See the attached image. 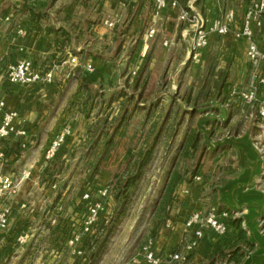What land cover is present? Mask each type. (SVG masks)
I'll return each mask as SVG.
<instances>
[{
  "label": "crops",
  "instance_id": "obj_1",
  "mask_svg": "<svg viewBox=\"0 0 264 264\" xmlns=\"http://www.w3.org/2000/svg\"><path fill=\"white\" fill-rule=\"evenodd\" d=\"M60 1L63 3L60 9L54 10V5L47 12L50 20L36 22L20 11L22 0H0V100L4 101L5 110L16 113L15 128L26 133L24 137L0 140V173L17 180L24 170L30 169V177L19 183L15 195L0 196V208H11L8 228L0 233L1 252L15 255L11 264H27L28 255H34L36 248L43 251L41 257L48 250L57 259L63 254L59 241V224L63 220L52 215L60 207L61 198L53 190L57 189V183L52 184L50 179H53L54 165L66 167L78 150L92 157V136L88 130L102 116L97 110L105 111L107 120H112L119 112L129 110L126 100L133 95L150 97L145 103L136 101V104L152 108L159 92L149 89L150 78L157 79L166 70L171 74L172 67L177 71L189 59L192 30L188 24L178 21L176 11L167 9L161 13L154 26L155 34L146 45L153 13L150 0H103L102 5L93 8L84 7L83 0H55V4ZM179 1L183 8H192L207 22L232 10L233 32L241 26L252 0ZM106 22L113 26H107ZM247 45L245 39L236 40L231 33L211 35L201 66L206 64L209 73H215L214 79L217 73H226L232 80L231 87L243 91L250 82ZM20 58L31 60L42 70H51L53 84H8L7 66ZM73 58L76 65L70 63ZM87 65L92 66L93 72L85 70ZM142 67L148 73L136 87L131 86L132 75ZM125 80L128 85L120 84ZM141 82L145 83L142 87ZM131 89L135 90L131 92ZM217 93L223 97L230 91L221 88ZM237 101L230 106L226 126L238 122L239 128L241 124L245 127L244 133L222 136L219 140L210 139L208 134L209 141L235 144L231 159L236 160L237 168L213 188L195 180L179 185L176 201L168 208L167 217L172 223L169 227L163 224L157 228L152 250L165 259L182 252L185 244L193 239L192 231L185 229L184 222L192 212H205L211 205L229 212L227 231L219 235L203 229L198 246L186 260L164 264H264V232L261 233L264 230V159L248 143L264 142V135H253L252 130L248 133V127H260L252 119V113L258 119L257 108L250 111ZM164 104L159 107L163 109ZM1 117L2 113L0 120ZM65 125L71 127L70 135L57 156L45 164V149ZM103 178L102 175L100 180ZM57 225V231L50 230V226ZM19 235L25 236L22 244L16 243ZM21 254L25 259L18 261Z\"/></svg>",
  "mask_w": 264,
  "mask_h": 264
},
{
  "label": "rangeland",
  "instance_id": "obj_2",
  "mask_svg": "<svg viewBox=\"0 0 264 264\" xmlns=\"http://www.w3.org/2000/svg\"><path fill=\"white\" fill-rule=\"evenodd\" d=\"M100 1L92 0V3L102 5L103 0ZM62 4V1L56 4L54 2L52 6L55 5V10L60 9ZM98 7L101 8V6ZM135 72L131 83V86L135 85L134 87L140 83L148 70L142 67ZM216 75L217 79H214L215 73H209L206 64L202 67L201 62L192 64L188 59L184 65L178 67L177 71L176 67H172L171 74L166 70L161 71L157 79L150 78L149 89L155 88L159 92V95H156L155 100L152 101V108L146 109L148 107H140L136 104V101L145 103L150 97L146 96L147 98L143 99L133 95L127 102L130 104L129 110H125L124 113L119 112L112 120H107L108 115L105 116V111L97 110V113H102V116L96 118L88 130V135L92 136V154L95 152L94 147L98 152L100 149L102 152L106 135L109 136L112 133V129L116 126V119L124 115L128 119L120 127L119 144L109 150V157H106L100 166L101 173L93 180L86 176L91 160L90 155L83 153L82 150H78L77 155L75 154L66 167H61L59 164L54 165L53 179H50V182L57 183V189L55 187L53 190L61 201L58 204L60 207L56 211L53 210L52 215L60 221L63 220V223L59 224V241L62 244L60 246L61 249L63 248V254L60 259H57V256L49 254L48 250V253L41 257L40 253L43 251L40 250L41 248H36L34 255H28L27 264L38 262L47 264H134L142 259L143 248L152 240L157 228L169 219L167 217L168 208L176 201V190L179 185L191 183L198 177L199 181L195 180L196 182L205 183L213 188L221 183L225 175L234 172L237 164L236 160L231 157L236 151L235 144L226 141L212 142L209 138L219 140L222 136L224 138L234 137L237 133H244L245 127L241 124L239 128L238 122L233 126H226L230 106L237 100L231 92L233 90L239 92V90L231 87L232 80L226 73ZM147 78L148 75L145 79ZM122 83L128 85L127 80L121 81L120 84ZM143 84L145 83L141 82V87ZM221 88L225 92L230 91V94H225L223 97L217 95ZM258 98L260 99V95ZM216 100L218 102L214 103ZM258 101L248 107L245 105V107L250 111L258 109ZM161 103H165L163 109L159 107ZM243 105L240 103L241 107ZM252 114L254 123H261L260 119L258 117L256 119L254 113ZM104 120L111 125H107V128L102 126ZM248 128V133L252 130L253 135H264L259 128ZM193 131H198L200 136L197 149L189 150L183 156L184 141ZM208 134L211 137L208 138ZM154 138L155 146L150 160L134 189L127 191L128 197L122 203L115 197L118 183L132 174L134 161H137L138 156L152 144ZM254 141H248V143L255 151V147L264 149V142ZM130 157L133 158L132 161H129ZM173 171L180 173L187 182L180 183L171 194L170 200H166L165 188L169 174ZM192 171L198 174L194 177L191 175ZM102 175L104 178L100 180ZM87 185L92 189L108 186L109 193L105 200L104 211L92 228L91 235L83 236L82 254L76 257L71 254L65 242L72 230L81 233V222L85 212L81 196ZM52 229L57 231L58 225L50 226V230ZM89 239H92V242L90 241L89 246H85ZM14 258L15 255H11V252L3 251L0 264H11ZM24 259V254H21L18 261Z\"/></svg>",
  "mask_w": 264,
  "mask_h": 264
},
{
  "label": "built area",
  "instance_id": "obj_3",
  "mask_svg": "<svg viewBox=\"0 0 264 264\" xmlns=\"http://www.w3.org/2000/svg\"><path fill=\"white\" fill-rule=\"evenodd\" d=\"M153 7L151 27L145 37L146 42L151 39L154 34V26L161 13L167 9L177 12L179 22L188 24L192 30L191 41L188 49V57L192 64L201 62L203 52L208 46L209 37L211 35L226 36L232 34L236 39H245L247 41L246 57L250 65V82L248 87L236 92L233 90L232 95L244 105L250 106L258 101L257 116L260 119L259 128L264 134V0H252L245 10L241 26L238 30H231L235 24V14L232 10L223 13L214 18L211 22H207L200 14L194 12L192 8H183L179 0H150ZM112 27V23H105ZM147 45V44H146ZM145 45V46H146ZM71 64L76 65V59L70 60ZM88 73L93 72L90 65L85 66ZM5 78L8 84L15 85H51L54 82L53 72L51 70H42L38 65L27 58H20L15 63L9 64L5 72ZM260 95V99L258 96ZM0 140L9 137H24L26 133L17 130L14 126V120L17 115L15 112L5 110V103L0 100ZM71 133V127L65 125L55 135L43 154L44 163L51 162L60 151L67 137ZM261 159H264V149L255 147ZM30 177V169L24 170L20 178L13 180L11 177L0 173V196L15 195L19 183ZM199 181V178H195ZM109 187L101 186L91 188L89 185L82 192L81 200L85 206L84 216L81 222V233L72 230L67 239L66 245L71 250L73 256L82 254L81 248L84 235H91L92 228L99 220L100 214L104 211L105 200L108 198ZM11 216V208L4 206L0 208V233L6 232ZM230 214L227 211H219L218 208L211 206L205 212L194 211L184 222L186 230L192 231L193 239L183 247L182 252L173 253L169 258H161L152 250V240H150L142 252V259L134 264H164L169 261L186 260V256L191 254L198 246L203 236V229L208 228L212 232L223 235L226 233L228 225L227 221ZM171 220L167 219L164 223L166 227L171 225ZM262 224V223H261ZM260 224V225H261ZM264 230H261V233ZM1 235V234H0ZM25 241L24 235L16 238V243L22 244ZM2 246L0 242V256Z\"/></svg>",
  "mask_w": 264,
  "mask_h": 264
},
{
  "label": "trees",
  "instance_id": "obj_4",
  "mask_svg": "<svg viewBox=\"0 0 264 264\" xmlns=\"http://www.w3.org/2000/svg\"><path fill=\"white\" fill-rule=\"evenodd\" d=\"M55 2V0H43V1H38V0H22L21 4V12L25 14H29L30 18L32 20H35L36 22L42 21V20H50L51 16L48 15V11L52 9V5ZM83 5L84 7L87 8H93L95 6V3H92V0H83ZM97 5V4H96ZM131 98H127V102L130 101ZM123 114V113H122ZM128 118L125 117L124 115H120L118 120L116 119V126L112 129V133L108 136L106 135V140L102 145V152L101 149L99 152L95 149V152L92 154V157H90V164L89 168L87 169V174L86 176L88 179L93 180L95 177L99 176L101 173L100 166L102 162L108 158L110 154H108L110 149H114L115 146H118L119 144V138L121 136L120 132V127L123 126L125 121ZM114 121V120H113ZM104 122V123H103ZM102 123V126H105L107 128V125H111V123H107L106 120H104ZM115 122V121H114ZM109 125V126H110ZM108 136V138H107ZM198 138H200L198 131H193L191 135L187 136V138L184 141V145L182 147L183 149V156H185L189 150H196L198 146ZM155 146V138L152 141V144L148 146L147 149L144 150L143 153H141L137 161H134L133 163V171L132 174L127 176L124 181H119L117 189V193L115 194L117 199H120L123 202L126 201L128 195L127 191L134 189L137 180L140 178L143 169L147 166L151 152ZM92 150V149H91ZM100 153V154H99ZM129 153V152H128ZM94 156V157H93ZM133 158L130 157L129 161H132ZM198 174V172L192 171L191 175L194 177ZM193 177V178H194ZM182 182H187L186 179L183 178V176L176 172L173 171L169 174L167 186L165 188L166 191V200H170L171 194L174 192L175 188ZM97 188V187H96ZM123 206V205H122ZM241 237H242V232H241ZM92 239H89L86 242L85 246H89V244L92 242ZM91 241V242H90Z\"/></svg>",
  "mask_w": 264,
  "mask_h": 264
}]
</instances>
